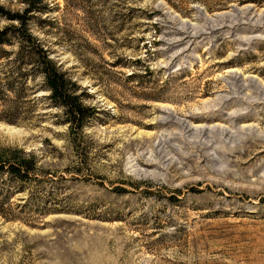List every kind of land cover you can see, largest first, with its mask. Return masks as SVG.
Returning a JSON list of instances; mask_svg holds the SVG:
<instances>
[{
	"label": "rangeland",
	"instance_id": "obj_1",
	"mask_svg": "<svg viewBox=\"0 0 264 264\" xmlns=\"http://www.w3.org/2000/svg\"><path fill=\"white\" fill-rule=\"evenodd\" d=\"M0 7V264H264V0Z\"/></svg>",
	"mask_w": 264,
	"mask_h": 264
},
{
	"label": "trees",
	"instance_id": "obj_2",
	"mask_svg": "<svg viewBox=\"0 0 264 264\" xmlns=\"http://www.w3.org/2000/svg\"><path fill=\"white\" fill-rule=\"evenodd\" d=\"M30 12L29 9L26 10V13ZM0 15L5 16L8 20H16L21 23V27L18 29V34L23 41H26L28 44H31V50L35 54L39 56L42 62V69H40L41 73L44 75L46 79V84L51 91V96L54 102L58 103L62 107L65 108L67 115L69 116V122L71 125L76 128L82 127L83 119H85V115L87 113V109L82 106L76 96H73L74 92H69L67 85L71 84L70 81H67L63 74L58 72V70L52 65L51 61L48 60L45 52L39 48L38 45H35L34 39L28 34L27 30L22 29L24 26V21L22 20V16L10 15L5 12L0 7ZM5 41L2 39V34L0 35V42ZM6 165L1 166L0 170L8 171L12 176L15 177H26L29 173L30 167L26 165V162H18L10 164L6 169Z\"/></svg>",
	"mask_w": 264,
	"mask_h": 264
}]
</instances>
